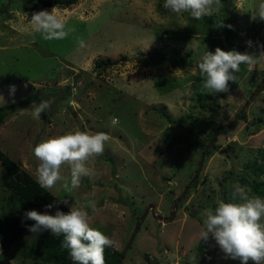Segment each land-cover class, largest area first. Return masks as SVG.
I'll return each mask as SVG.
<instances>
[{
	"label": "rangeland",
	"instance_id": "1",
	"mask_svg": "<svg viewBox=\"0 0 264 264\" xmlns=\"http://www.w3.org/2000/svg\"><path fill=\"white\" fill-rule=\"evenodd\" d=\"M261 2L231 0L228 13L221 9L196 20L169 11L165 0H75L67 8L53 6L74 31L63 40H45L28 22L33 12L53 7L0 0V107H15L0 126V151L37 181L36 144L75 130L109 134L103 155L89 161L90 175L78 189L66 193L61 181L46 190L67 199L68 205L61 204L68 210L94 202L96 210L87 209L91 226L114 241L110 252L124 253L122 264H196L208 210L220 201L235 202L236 183L264 198V86L253 96L262 85L264 60L241 65L230 92L217 98L214 119L207 105L217 94L203 89L198 70L205 51L264 50ZM100 61L109 66L100 68ZM10 85L16 87L11 95ZM41 100L52 103L36 120L31 106ZM242 112L244 120L237 117ZM232 123L234 130L217 135L204 152L210 133ZM203 154L201 171L182 196ZM61 175L70 181L67 165ZM4 179L0 163V219L8 223ZM151 209L168 220H157ZM45 234L50 232L27 230L7 250L0 246V259L54 264L42 255L24 257Z\"/></svg>",
	"mask_w": 264,
	"mask_h": 264
},
{
	"label": "clouds",
	"instance_id": "2",
	"mask_svg": "<svg viewBox=\"0 0 264 264\" xmlns=\"http://www.w3.org/2000/svg\"><path fill=\"white\" fill-rule=\"evenodd\" d=\"M164 7L173 13H189L193 19L201 20L220 12L223 5L221 0H165ZM258 17L264 20V2L258 6ZM28 23L31 30L45 40H63L74 31L58 14L57 7L50 12H33ZM77 43L80 48L86 46L83 39ZM248 46H252L251 42ZM262 60L264 50L258 53L226 52L220 48H216L214 53L205 51L198 63L199 74L203 78L202 87L211 94L229 93V85L235 83V73L240 71L241 65L251 67ZM15 91V85H10V95ZM3 101L4 97L0 94V104ZM51 103V100L33 103L32 117L40 120ZM111 119L113 124L119 123L118 118ZM110 139L105 132L75 130L36 144L32 152L38 161L36 176L39 186L51 190L63 181V190L72 193L81 186L82 178L90 175L89 161L103 155L105 144ZM64 165L70 169V181L61 175ZM248 193L245 186L236 183L232 194L235 202L220 201L214 211L208 210L199 237L205 242L211 238L225 259L238 260L240 264H264V198ZM57 203L68 205L69 201L61 199ZM54 206L45 205L44 213L26 211L24 218L34 222L28 230L37 235L48 231L53 236H62L60 246L67 250L73 264H105V249L113 247L114 241L91 226L87 209L95 211V203L88 202L79 207L73 204L67 213L57 210L54 215L47 214Z\"/></svg>",
	"mask_w": 264,
	"mask_h": 264
},
{
	"label": "trees",
	"instance_id": "3",
	"mask_svg": "<svg viewBox=\"0 0 264 264\" xmlns=\"http://www.w3.org/2000/svg\"><path fill=\"white\" fill-rule=\"evenodd\" d=\"M27 7H32L35 4L40 5L42 8H51L55 5L59 7L67 8L74 4L75 0H22ZM231 0H221L223 5L222 10L225 13L229 11V3ZM231 32L233 29L228 28ZM156 57H154L155 59ZM154 59H151L152 61ZM100 68L108 67L104 61L98 63ZM264 81V72L263 79ZM262 88L261 91H263ZM223 93L218 94L215 99H210V103L207 105V110L211 119L218 116V106L216 104L217 98H223ZM198 98L197 101H199ZM200 102V101H199ZM15 111L14 106L5 105L0 107V126L9 116L10 113ZM238 119L244 120L245 113L237 115ZM221 127L214 129L209 135V141L214 136V133ZM234 126L219 132L218 135H226L229 131L234 130ZM214 146V145H213ZM208 154V153H207ZM0 163L5 171V179L3 186L9 192V216L10 221L5 223L3 219H0V246L2 249L7 250L16 240H19L29 227L34 224L33 221L24 218V213L29 210L43 209L45 205H55L48 212L52 215L57 210L67 213L68 209L61 203H57L58 200L46 189L41 188L37 181H35L28 174H24L23 171L5 154L0 151ZM195 185V184H194ZM193 185V186H194ZM140 223L138 224V228ZM63 239L62 236L57 237L50 234H45L42 238L36 242V246L33 250L24 254L25 258H31L35 255H42V259L45 262H53L54 264H73L71 258L64 248L60 246V242ZM200 248L202 250V256L199 258L196 264H240L238 260L225 259L223 254L219 251L215 242L209 238L207 242L200 239ZM121 252H110L109 248L105 249L104 257L105 264H119ZM10 257H4L0 259V264H11ZM251 264V262H249Z\"/></svg>",
	"mask_w": 264,
	"mask_h": 264
},
{
	"label": "water",
	"instance_id": "4",
	"mask_svg": "<svg viewBox=\"0 0 264 264\" xmlns=\"http://www.w3.org/2000/svg\"><path fill=\"white\" fill-rule=\"evenodd\" d=\"M263 86H264V81L262 82V85H260V86L258 87L257 91L253 94V96L256 95V94L260 91L261 87H263ZM232 125H233V123L230 124V125H226V126H224V127H221L219 130H217V131L214 133L213 138L211 139V143L208 145V147L205 149L204 152H207V151H208V148L211 146V144L215 142V139H216V137H217V135H218L219 132L224 131L225 129L229 128V127L232 126ZM204 155H205V154H203L202 157H201V161H200V164H199V168H198V170H197V172H196L195 177H194V178L192 179V181H190V183L187 185V187L185 188V190H184L182 196L184 195L185 191L188 190V188H189V187L194 183V181L197 179V177H198V173L201 171V168H202V163H203ZM148 210H149V209H147V210L145 211V213H143V215H142V216L136 221L135 226H134L133 233H132V235H131V237H130V241H129L128 246L126 247L125 250H127V249L130 247V245L132 244V242H133V240H134V237H135V235H136V233H137L138 224H139L141 221H143V219H144V217L146 216V213L148 212ZM150 211H151V213H152V216H153L154 218H156L157 220H159V221H166V220H168V219H163V218H161V217H156V216L154 215V211H153V209H151ZM123 257H124V253H123V254L121 255V257H120L119 264H122V262H123Z\"/></svg>",
	"mask_w": 264,
	"mask_h": 264
}]
</instances>
